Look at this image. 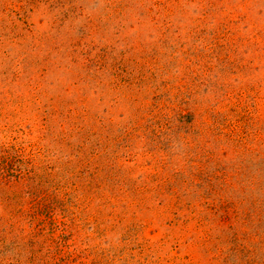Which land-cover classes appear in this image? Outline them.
<instances>
[{
    "label": "rangeland",
    "instance_id": "374dc122",
    "mask_svg": "<svg viewBox=\"0 0 264 264\" xmlns=\"http://www.w3.org/2000/svg\"><path fill=\"white\" fill-rule=\"evenodd\" d=\"M0 264H264V0H0Z\"/></svg>",
    "mask_w": 264,
    "mask_h": 264
},
{
    "label": "trees",
    "instance_id": "16d2710c",
    "mask_svg": "<svg viewBox=\"0 0 264 264\" xmlns=\"http://www.w3.org/2000/svg\"><path fill=\"white\" fill-rule=\"evenodd\" d=\"M34 220H36V219L34 218ZM34 220H32V222H33Z\"/></svg>",
    "mask_w": 264,
    "mask_h": 264
}]
</instances>
